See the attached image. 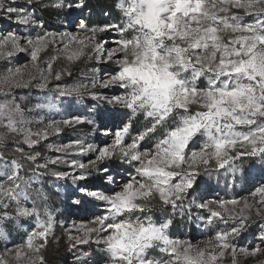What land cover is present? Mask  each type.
<instances>
[{
    "label": "snow or ice",
    "instance_id": "obj_1",
    "mask_svg": "<svg viewBox=\"0 0 264 264\" xmlns=\"http://www.w3.org/2000/svg\"><path fill=\"white\" fill-rule=\"evenodd\" d=\"M40 2L0 0V13L30 30L0 33V59H30L0 74V143L16 142L10 154L0 151V241L9 242L5 222L34 221L20 243L0 251V264H46L57 221L51 209L28 203L42 174L68 186L73 207L92 209L90 219L61 224L73 247L95 245L79 252L77 264H264L257 259L264 257V0H118V23L73 17L85 0H50L47 7L69 10L75 31L47 30L35 12ZM110 32L118 38L106 39ZM49 49L55 54L42 62ZM83 60L100 67L88 83L62 87ZM33 87L54 91L65 111L85 94L97 103L87 115L33 121L25 98L11 95ZM34 122L42 126L33 129ZM83 125L106 139L48 142ZM42 145L52 155L37 151ZM245 160L262 172L247 196L206 198L213 178L223 175L228 188L245 178ZM24 161L34 165L27 180ZM121 168L128 175L117 181ZM193 210L210 233L204 240L172 231L174 214L191 221ZM254 218L259 242L241 244Z\"/></svg>",
    "mask_w": 264,
    "mask_h": 264
},
{
    "label": "rangeland",
    "instance_id": "obj_2",
    "mask_svg": "<svg viewBox=\"0 0 264 264\" xmlns=\"http://www.w3.org/2000/svg\"><path fill=\"white\" fill-rule=\"evenodd\" d=\"M73 3H78L79 0H72ZM118 0H85V6L81 9H77L72 11V16H80L81 18H88L90 22H119V13L115 8V4ZM50 3V0H41L40 4L35 7V12L38 16L42 18V22L45 24V27L49 31H75V28H69L65 18V12L69 11L67 9L61 11L51 7H47ZM13 7H28L26 4V0H15V3L12 4ZM29 10H33L29 8ZM105 12H109L110 16L106 17L104 15ZM6 31H18L23 35L29 34V29L23 26H17L13 21L7 19L3 13H0V33ZM33 35L35 33H32ZM105 38L108 40H113L118 38L115 32H110L105 34ZM54 51L49 49L48 51L41 54V61L43 62L49 56L54 55ZM30 59L27 54H19L14 57L12 60L0 59V74L5 73L9 68L15 69L20 67L23 69L26 65H29ZM43 66V64H42ZM65 66L63 61H60L56 64V68L60 69ZM93 67L99 68L100 66L95 64L94 61L83 60L78 62L70 67V71L72 73L71 77L65 76L62 81L59 83L61 86H71L75 83H88V78L91 75V69ZM108 69H105L107 71ZM57 82L53 81L50 84V88L54 89ZM97 91H103L102 89H97ZM16 97H24V107L27 110L31 111V115L28 117L33 121L44 119L45 122L47 119H59L61 116L79 115V114H88V109L93 106V104L97 103L92 101L91 97L85 94L83 99L74 104V108L69 112L65 111V105L60 104L58 99H55L56 94L54 91L41 92L37 89L29 88V89H14L11 93ZM4 98L3 94L0 93V99ZM8 98H11L9 96ZM49 100H54L57 103V109L44 110L39 111L35 109L36 104L47 103ZM103 107V105H100ZM142 122V117L139 118ZM100 121L97 120L96 128H99ZM37 123H33V129L37 127H41ZM102 131V129H101ZM77 136H86L90 141H94L99 143L106 138L100 135L99 132L95 131L93 126L83 125L78 126L75 129H66L63 134L59 137H53L48 142L54 144H60L68 142L69 139L75 138ZM98 137V139H97ZM16 147V142L13 140H8L4 143H0V151L11 153L13 149ZM27 150V149H26ZM37 151H41L44 156H50L52 153L46 148V146H40L37 148ZM18 155V154H17ZM43 163V160L38 161ZM25 163V162H24ZM242 166L246 169V176L240 180H237L235 186L233 188L225 187V178L223 175L220 176L217 181L216 178H213L210 181L211 188L208 190L206 194V198H231L232 196H236L239 198L240 196H247L249 189L253 186V184L257 183L261 179V169L258 165H254L253 162L245 160L242 162ZM34 167V165H32ZM25 163V169L22 171L21 175L27 180L31 176L30 169L32 168ZM43 172V170H40ZM128 172L123 168L118 170V174H116L117 181H120L126 178ZM230 179V177H229ZM94 183L99 184L100 181L96 180ZM68 186L62 181H55L53 177L48 174H42L39 177L38 182L32 184L29 187V204L35 202L36 207H38L41 211L44 210L45 207L52 210L53 215L57 221V227L55 229L56 239L52 240L45 251V255L51 252L55 248H61L64 256L63 259H54L51 264H77L76 257L82 250L92 251L95 248V245H92L91 248H84L81 245H77L73 247L72 244L68 241L66 234L64 232V228L61 226H69L73 222H79L81 220H87L91 218L92 209L89 208H76L71 204L70 199L68 198L69 193ZM9 211H12V207L9 208ZM196 210H193V219L191 221L188 220L187 216L182 217L179 212L174 214V226L172 231L177 234H184L188 238L193 239L194 241L204 240L210 234L208 230H206L201 222L195 219L197 216ZM34 223L33 220H20L19 222H5L4 228L9 235V242L0 241V251H2L5 246L12 247V242L20 243L25 233L30 231V225ZM260 222L258 218H254V221L250 223L249 228L243 234L241 244L251 243L253 240H256L258 243L259 236V228ZM221 228L224 225H220ZM152 255H156V252H152ZM47 257V256H46ZM46 264H49L46 260ZM96 254H93V259L95 260ZM257 259H264V257H257ZM100 264H103V261H100ZM242 264H255V261L252 258L243 259Z\"/></svg>",
    "mask_w": 264,
    "mask_h": 264
},
{
    "label": "trees",
    "instance_id": "obj_3",
    "mask_svg": "<svg viewBox=\"0 0 264 264\" xmlns=\"http://www.w3.org/2000/svg\"><path fill=\"white\" fill-rule=\"evenodd\" d=\"M4 152V151H3ZM6 154H10L9 152H5ZM17 158H20L18 155H17ZM28 166L32 167V165L27 162V161H24ZM47 256V257H46ZM63 256H64V253L62 251L61 248H55L53 249L51 252H49L48 254L45 255L46 257V260L49 264L53 263V260L54 259H63Z\"/></svg>",
    "mask_w": 264,
    "mask_h": 264
}]
</instances>
